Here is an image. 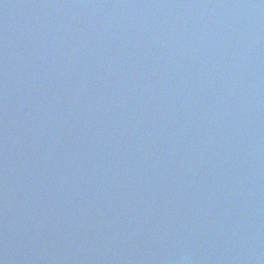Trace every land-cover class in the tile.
I'll return each instance as SVG.
<instances>
[{"label": "water", "instance_id": "water-1", "mask_svg": "<svg viewBox=\"0 0 264 264\" xmlns=\"http://www.w3.org/2000/svg\"><path fill=\"white\" fill-rule=\"evenodd\" d=\"M0 264H264V0H0Z\"/></svg>", "mask_w": 264, "mask_h": 264}]
</instances>
